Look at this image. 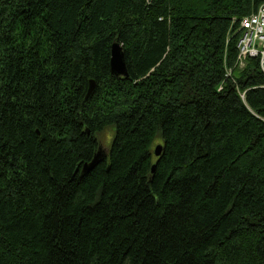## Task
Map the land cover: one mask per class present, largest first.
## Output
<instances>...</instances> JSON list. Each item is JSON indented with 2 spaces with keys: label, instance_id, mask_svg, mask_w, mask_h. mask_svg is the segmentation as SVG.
<instances>
[{
  "label": "trees",
  "instance_id": "trees-1",
  "mask_svg": "<svg viewBox=\"0 0 264 264\" xmlns=\"http://www.w3.org/2000/svg\"><path fill=\"white\" fill-rule=\"evenodd\" d=\"M262 2L0 0V264H264Z\"/></svg>",
  "mask_w": 264,
  "mask_h": 264
},
{
  "label": "built area",
  "instance_id": "built-area-1",
  "mask_svg": "<svg viewBox=\"0 0 264 264\" xmlns=\"http://www.w3.org/2000/svg\"><path fill=\"white\" fill-rule=\"evenodd\" d=\"M241 35L237 42V63L244 66L248 58H258L264 75V0L257 12L240 21Z\"/></svg>",
  "mask_w": 264,
  "mask_h": 264
},
{
  "label": "water",
  "instance_id": "water-1",
  "mask_svg": "<svg viewBox=\"0 0 264 264\" xmlns=\"http://www.w3.org/2000/svg\"><path fill=\"white\" fill-rule=\"evenodd\" d=\"M109 69L112 76L116 78H127L128 77V71L126 66V59L123 52L122 46L117 42L114 41L112 45L110 46V60H109ZM96 83L94 80L88 81V88L86 92L85 99H88L93 91L95 90ZM162 152V146L156 145L153 150V155L155 157H160ZM105 156V152L102 151L100 148H98L97 152L94 154L92 159L84 163L81 167V175L88 174L91 172L98 164H100ZM155 166L152 167L151 172H154Z\"/></svg>",
  "mask_w": 264,
  "mask_h": 264
},
{
  "label": "rangeland",
  "instance_id": "rangeland-1",
  "mask_svg": "<svg viewBox=\"0 0 264 264\" xmlns=\"http://www.w3.org/2000/svg\"><path fill=\"white\" fill-rule=\"evenodd\" d=\"M114 132H115V129H114V126H112V127L105 128L103 131L99 132L96 135L99 148L102 151H104L105 153H107V151L110 147L112 138L114 136ZM154 148H153V150H154Z\"/></svg>",
  "mask_w": 264,
  "mask_h": 264
}]
</instances>
